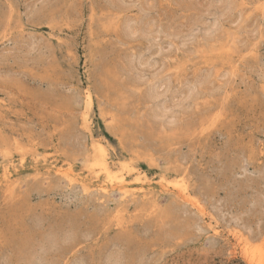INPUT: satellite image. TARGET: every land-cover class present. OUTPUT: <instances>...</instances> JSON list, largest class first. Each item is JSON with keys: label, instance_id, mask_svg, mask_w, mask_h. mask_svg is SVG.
Returning a JSON list of instances; mask_svg holds the SVG:
<instances>
[{"label": "rangeland", "instance_id": "374dc122", "mask_svg": "<svg viewBox=\"0 0 264 264\" xmlns=\"http://www.w3.org/2000/svg\"><path fill=\"white\" fill-rule=\"evenodd\" d=\"M0 264H264V0H0Z\"/></svg>", "mask_w": 264, "mask_h": 264}, {"label": "bare ground", "instance_id": "6f19581e", "mask_svg": "<svg viewBox=\"0 0 264 264\" xmlns=\"http://www.w3.org/2000/svg\"><path fill=\"white\" fill-rule=\"evenodd\" d=\"M128 29H129V28H128ZM133 30H134V29H133ZM136 31H137V30H136ZM135 33H136V32H135ZM135 33H134V34H135ZM150 40H151V39H150ZM161 47H162V46H161ZM157 54H158V53H157ZM157 56H158V55H157ZM148 60H149V59H148ZM138 64H139V63H138ZM140 64H142V63H140ZM133 65H134V64H133ZM153 67H154V66H153ZM142 75H143V73H142ZM149 82H150V81H149ZM152 89H155V88H152ZM153 92H154V91H153ZM154 93H156V92H154ZM158 95H159V94H158V92H157V95H156V96H158ZM154 96H155V94H154ZM159 96H161V94H160ZM159 96H158V97H159ZM158 97H157V98H158ZM86 101H87V105H88L87 107H89L88 102L91 101V97H90V95H87V97H86ZM161 103H162V102H161ZM164 108H165V107H164ZM164 108H163V106H162V109H164ZM168 109H169V108H168ZM162 111H163V114H165V113L167 112L166 109L161 110V112H162ZM161 112H160V113H161ZM169 112H170V111L168 110V112H167L166 114H168ZM166 114H165V115H166ZM165 115H164V116H165ZM172 115H173V114H172ZM162 116H163V115H162ZM165 117H166V116H165ZM168 118H169V117H168ZM173 119H174V118H173ZM170 120H171V119H170ZM95 148H96V147H95ZM103 164H104V163L102 162V166H103ZM103 167H104V166H103ZM104 168H106V167H104ZM178 186H179V185H177V187H178ZM180 186H181V185H180ZM180 186H179V187H180ZM184 188H185V187H184ZM184 188H182V186H181V187L178 189V191L180 192V194H182V195L185 196V198H186L188 193H186V190H185L186 188H185V189H184ZM189 195H190V194H189ZM125 197H126V196H125ZM127 197H128V196H127ZM188 199H189V198H188ZM188 199H186V200H188ZM195 202H196V201H195ZM196 205H198V204H196ZM200 206H201V205H200ZM200 209H202V208H200ZM216 230H217V229H216Z\"/></svg>", "mask_w": 264, "mask_h": 264}]
</instances>
